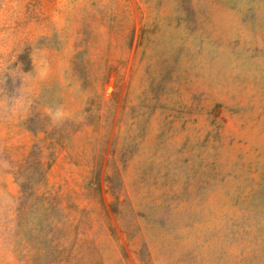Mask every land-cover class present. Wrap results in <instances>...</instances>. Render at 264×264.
Masks as SVG:
<instances>
[{"label":"rangeland","instance_id":"374dc122","mask_svg":"<svg viewBox=\"0 0 264 264\" xmlns=\"http://www.w3.org/2000/svg\"><path fill=\"white\" fill-rule=\"evenodd\" d=\"M0 264H264V0H0Z\"/></svg>","mask_w":264,"mask_h":264}]
</instances>
